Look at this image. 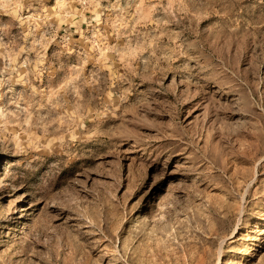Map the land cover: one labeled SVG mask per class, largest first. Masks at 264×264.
<instances>
[{
    "label": "rangeland",
    "instance_id": "rangeland-1",
    "mask_svg": "<svg viewBox=\"0 0 264 264\" xmlns=\"http://www.w3.org/2000/svg\"><path fill=\"white\" fill-rule=\"evenodd\" d=\"M0 264H264V0H0Z\"/></svg>",
    "mask_w": 264,
    "mask_h": 264
}]
</instances>
